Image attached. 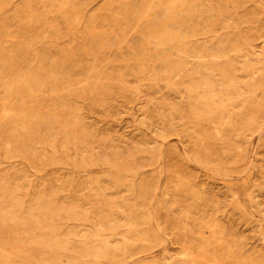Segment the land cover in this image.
<instances>
[{"label":"rangeland","instance_id":"obj_1","mask_svg":"<svg viewBox=\"0 0 264 264\" xmlns=\"http://www.w3.org/2000/svg\"><path fill=\"white\" fill-rule=\"evenodd\" d=\"M0 264H264V0H0Z\"/></svg>","mask_w":264,"mask_h":264}]
</instances>
